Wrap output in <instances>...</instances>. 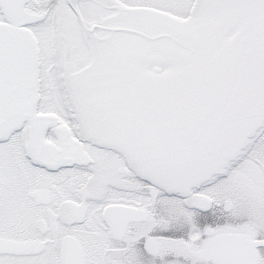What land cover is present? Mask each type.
<instances>
[{
	"label": "snow or ice",
	"instance_id": "snow-or-ice-1",
	"mask_svg": "<svg viewBox=\"0 0 264 264\" xmlns=\"http://www.w3.org/2000/svg\"><path fill=\"white\" fill-rule=\"evenodd\" d=\"M0 264H264V0H0Z\"/></svg>",
	"mask_w": 264,
	"mask_h": 264
}]
</instances>
